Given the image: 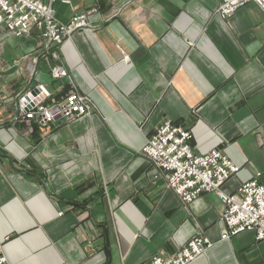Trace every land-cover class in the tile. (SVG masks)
<instances>
[{"label":"crops","instance_id":"1","mask_svg":"<svg viewBox=\"0 0 264 264\" xmlns=\"http://www.w3.org/2000/svg\"><path fill=\"white\" fill-rule=\"evenodd\" d=\"M221 0H56L64 22L93 30L50 47L37 27L0 25V244L10 264H141L195 234L214 244L189 264H264V239H222L223 201L185 203L143 153L164 121L192 132L196 153L220 149L235 193L264 184V11L230 17ZM58 69L63 72L56 75ZM43 83L47 103L87 95L91 112L47 125L17 120L18 94Z\"/></svg>","mask_w":264,"mask_h":264},{"label":"built area","instance_id":"2","mask_svg":"<svg viewBox=\"0 0 264 264\" xmlns=\"http://www.w3.org/2000/svg\"><path fill=\"white\" fill-rule=\"evenodd\" d=\"M257 3L264 11V0H221L217 12L230 17L248 2ZM56 0H0V25L16 36L30 33L37 27L41 38L50 47L70 39L75 31L93 30L86 13L72 16L68 22L54 12ZM63 72L55 70L56 75ZM50 92L43 83L29 88L19 99L20 110L26 118L42 125L57 118L81 117L90 113L91 99L79 92L68 94L53 105L47 103ZM190 129L164 121L147 139L142 153L164 173L167 186L185 203L197 200L204 193H216L223 201L222 220L225 229L222 239L252 230L256 239H264V184L254 178L240 185L235 193L223 191V185L240 167L220 149L196 153L191 145ZM214 242L203 234H195L175 254L155 255L141 264H189ZM0 264H10L0 244ZM66 264V263H65Z\"/></svg>","mask_w":264,"mask_h":264},{"label":"rangeland","instance_id":"3","mask_svg":"<svg viewBox=\"0 0 264 264\" xmlns=\"http://www.w3.org/2000/svg\"><path fill=\"white\" fill-rule=\"evenodd\" d=\"M54 73H55V72H54ZM37 84H38V83H37ZM35 85H36V84H35ZM32 87H33V86H32ZM32 87H29V88H32ZM29 88H28V89H29ZM28 89H26V90H24L23 92H20V93L18 94V103H19V99H20V97H21V96H22V95H23ZM70 93H72V92H70ZM70 93H68V94H70ZM68 94H67V95H68ZM67 95H66V96H67ZM66 96H65V97H66ZM65 97H64V98H65ZM64 98H63V99H64ZM18 108H19V110H20V105H19V104H18ZM90 112H91V111H90ZM84 116H85V115H84ZM81 117H83V116H81ZM70 118H79V117H70ZM70 118H64V119H70ZM16 119H17V120L22 119V120L34 121V120H31V119L26 118L25 115L22 114L21 110H20V114H19V116H18ZM34 122H36V121H34ZM52 122H53V121H52ZM36 123H38V122H36ZM50 123H51V122H50ZM38 124H39V125H42V124H40V123H38ZM48 124H49V123H48ZM44 125H47V124H44ZM185 127H186V126H185ZM157 128H158V127H157ZM157 128H156V129H157ZM187 128H188V127H187ZM155 131H156V130H155ZM155 131H154V132H155ZM154 132H153V133H154ZM153 133H152V134H153ZM152 134H151V135H152ZM151 135H150V136H151ZM150 136H149V137H150ZM149 137H148V138H149ZM148 138H147V139H148ZM146 143H147V141H146ZM144 146H145V145H144ZM142 149H143V148H142ZM197 234H198V233H197Z\"/></svg>","mask_w":264,"mask_h":264}]
</instances>
